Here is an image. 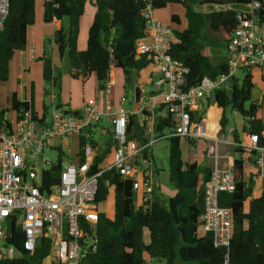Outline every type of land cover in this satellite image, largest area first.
I'll return each mask as SVG.
<instances>
[{
    "label": "trees",
    "instance_id": "obj_1",
    "mask_svg": "<svg viewBox=\"0 0 264 264\" xmlns=\"http://www.w3.org/2000/svg\"><path fill=\"white\" fill-rule=\"evenodd\" d=\"M236 1L242 4L251 2ZM86 2L87 0H43L42 3V23L50 24L64 18L68 21L66 28L60 27L52 37L44 41L43 55L39 58L42 60V79L51 88L57 89L58 100L61 75L53 72L52 59L46 50L47 43L56 47L59 58L67 55L68 75L73 80L85 82L94 75L97 87L101 89L109 80L111 68H114L122 74L123 93L134 90L138 85L152 83L156 71L152 67L153 57L136 53L138 42L146 40V24L141 12L147 4L153 11L164 9L170 4L184 7V27L181 30L172 29L170 54L188 69L185 75L186 88L195 86L203 77L215 79L226 70L225 61L214 65L204 54L202 32L205 27L212 32L221 31L227 43L237 23L238 11L215 8L216 3L213 2L208 4L210 11L203 13L195 9L197 4H205L203 0H94L95 14L88 28L86 48L78 51L76 44L79 21ZM258 18L264 26V6L258 12ZM170 22L181 25V19L177 15H172ZM34 24L35 0H10L9 14L0 31V83L8 80L9 62L15 52L25 49L27 28ZM243 71L245 74L242 79L233 77L229 81V90L214 92L205 109L190 113L191 124L194 129L198 128L205 118L206 109L210 107V103H214L218 107L215 108L216 116L218 111L219 114L221 112L220 118L219 115L217 117L220 134L227 135L226 129L232 127L224 114L226 109H230L245 119L247 125L242 130L244 139L250 134L256 135L259 145L263 146L264 123L256 117L260 107L251 100L254 73L259 75L264 85V69ZM142 72L145 75L140 80ZM44 94H47V90ZM9 103L10 109L15 112L30 106L34 113L33 89L31 88L29 105L18 101L14 93ZM43 110L46 111L45 105ZM5 122L2 113L0 124ZM131 124L136 125L134 119H131ZM203 125L204 121L199 127ZM171 126L169 118L159 116L156 118L154 132L163 134ZM230 137L234 141L241 138L238 132ZM181 139L168 138V180L174 193L167 198H160L154 189L150 202H144V195L140 191L134 192L131 182L121 180L113 170L98 177L95 204L98 208V204L106 201L109 191H113V214L107 215L98 210L97 223L93 229L86 228V232H93L95 236V250L88 251L81 264H146V256L150 260L165 261L166 264H264V192L251 198L254 174L250 173L245 178L246 166L255 164L256 151L234 149L232 168L235 191L218 196L219 206L231 210V239L226 248H215L211 234H204L200 230L203 187L210 178L211 167L206 159L199 163L184 162L180 149ZM185 140L194 148L193 140ZM197 147L196 145V150L199 148ZM109 148L110 143L96 158L95 164L100 163L110 152ZM262 157L264 158V153ZM58 170L59 163L43 172L44 187L57 183ZM95 171L94 166L93 172ZM145 229L148 231V244L143 241ZM11 242L20 249L13 239ZM48 251L49 242L40 240L32 255L23 252L21 257L5 264H43Z\"/></svg>",
    "mask_w": 264,
    "mask_h": 264
},
{
    "label": "built area",
    "instance_id": "obj_2",
    "mask_svg": "<svg viewBox=\"0 0 264 264\" xmlns=\"http://www.w3.org/2000/svg\"><path fill=\"white\" fill-rule=\"evenodd\" d=\"M246 5L249 12H238L237 23L226 44V70L215 79L203 77L195 86L185 87L188 69L170 54L173 31L153 17V10L147 4L141 12L146 40L138 42L136 53L153 57L152 67L158 76L149 84L148 93L142 85L137 86L139 97L136 100L133 92L132 110L124 108L123 93L112 101V85L108 80L99 89L103 100L88 98L77 109L66 111L52 104L49 117L33 113L30 106L22 107L15 112L14 122L4 119L6 122L0 124V264L21 257L23 252L32 255L40 240L49 242L48 257L52 264H81L88 251L95 250V236L86 232V228L93 229L98 221L95 197L102 173L115 171L121 180L131 182L132 190L140 191L143 201L149 203L154 191L153 145L170 137L211 139L198 135V128L192 127L190 113L204 109L214 92L229 90V81L238 71L264 69V26L258 18L264 0H251ZM9 8L10 0H0V31ZM219 8L230 9L223 5ZM21 102L29 105V100ZM159 116L172 122L167 135L154 132ZM131 119L136 125L131 124ZM102 120L111 126L106 128L110 134V152L95 164L104 151L94 141V130ZM235 132L236 128L228 127V136L215 140V147L210 146L207 151L212 167L203 187L200 230L211 234L215 248L229 246L232 232L231 210L219 206L218 196L233 193L236 185L232 164L220 165L225 156L220 155L219 145L256 151L255 166L259 176L264 177V145H259L256 135L244 139L243 132L240 140L234 141L230 136ZM72 135L79 144L82 142L77 163L62 165L60 160L57 183L44 187L42 174L53 167L45 151L59 147L61 157V144L70 143ZM56 140L59 146L53 144ZM43 164L49 167L37 168Z\"/></svg>",
    "mask_w": 264,
    "mask_h": 264
},
{
    "label": "rangeland",
    "instance_id": "obj_3",
    "mask_svg": "<svg viewBox=\"0 0 264 264\" xmlns=\"http://www.w3.org/2000/svg\"><path fill=\"white\" fill-rule=\"evenodd\" d=\"M208 3H205L204 5L197 4L195 9L198 11H201L203 13H208L210 10L209 1ZM43 0H35V10H36V16L39 17L40 13L42 14V4ZM224 6L223 3L221 5H218L216 3V7ZM86 11L83 16L82 22L80 24L81 30H84L85 32V45L82 50L83 51L86 48L87 43V32L88 29L86 28L85 22L87 20V17L89 15V11H93L94 9V0H87L86 2ZM228 6V5H227ZM157 11H162L158 13H162V15L166 16L164 18H158L161 24H164L171 29H183L184 25V7L181 5L176 4H170L164 9L154 10V13L157 17H160L162 15H158ZM239 12V11H238ZM171 14L179 16L181 19V25H174L170 22ZM64 23L67 27L68 21L66 18H64ZM49 38H46L47 40ZM225 36L224 34L219 32H212L207 27L203 29L202 32V42L205 46L204 54L208 56L210 61L216 65L226 60L227 53H226V42H225ZM44 40V41H45ZM54 46L52 44H46V50L48 54L51 56V58L54 60L53 65V72L55 75L58 73L61 75L60 80V90L59 91V98L61 96H66L71 100L73 104L77 105L80 103L82 104L83 100H86L91 97H100L99 89L97 88L96 79L94 75H91L85 82H82L81 80H73L71 79L67 72H68V57L65 54L62 58H59L58 53L56 50L54 51ZM40 61V59H38ZM244 71H238L236 77L238 79H242L244 76ZM145 75V72H142L140 80H143ZM111 85H112V101L120 96L123 93L122 85V74L119 70L114 69L111 75ZM26 82H32L33 86V97H34V103L36 105V109L38 110L37 113L40 115L45 114L46 117L50 116V113L52 111L53 105L61 104L60 101L57 99V89L51 88L50 85L44 83L41 75L40 79H37V77H34L31 80H26ZM254 89L252 92V100L251 102L253 104L257 103L260 108L257 111L256 117L261 119L264 123V85L262 84L259 75L254 73ZM18 80L11 76H9L8 80L6 82L0 83V115L3 113L4 119L8 122H14L15 120V111L10 109V98L13 92L15 90L17 91L18 87ZM31 86V85H30ZM144 90L148 93L150 92V86L149 85H142ZM137 87V86H136ZM45 90H47V94H44ZM98 92V93H97ZM134 90H128L124 92L126 96V104L124 105V108L127 110L133 109L132 104V97H133ZM95 94V96H94ZM52 97L54 99L52 100ZM102 98V97H100ZM103 100V98H102ZM51 101H53V105L51 104ZM63 104V102H62ZM72 104V105H73ZM210 107H208L205 111V120L204 125L200 127L203 130V134H206V131L208 134L213 135L215 133V136L211 139H203L199 138L198 140H195L194 143L199 147L198 149H195V144L193 147H190L185 139H181L180 141V149L182 153V160L187 163H199L202 161V159H206L207 162H211V160L207 157V151L209 147H215V140H221L226 135L225 133L220 134V126L217 123V117L219 115V118L221 116V112L216 116V110L218 107L214 103H210ZM45 105L46 111L43 110V106ZM79 105V106H80ZM249 104H247L248 106ZM246 106V107H247ZM63 107V106H62ZM206 108V107H205ZM204 108V109H205ZM228 124L234 128L237 129V132L240 134L243 130V127L246 126L245 119L237 112H232L230 109H226L224 112ZM201 121V122H202ZM201 122L199 126L201 125ZM215 124L219 126V130L214 132L212 129H218V127H215ZM198 126V128H199ZM110 129L111 126L106 120H102L98 126L94 130V141L98 144V147L100 149H105L107 144L110 141V134L106 130ZM105 129V130H104ZM104 130V131H103ZM211 130V131H210ZM164 134H168V130H164ZM226 137V136H225ZM70 143H62L61 146L63 148V155L59 157V147H55L53 149H48L45 151V155L47 156L49 163L51 166H55L59 163L61 160L62 165H66L68 163H77L78 161V152L80 149L79 140L72 135L70 138ZM54 145L59 146L60 144L58 141L53 142ZM168 139H160L158 140L152 147L153 152V159H154V174L152 176L153 180V186L154 189H156L155 194L158 195L160 198H167L171 196L174 193V189L171 187V184L168 180ZM236 150V149H235ZM234 148L229 146H223L219 145V153L220 155L225 156V158H222L220 160V165L228 164L230 161L231 164V158L235 155L233 154L235 152ZM226 151H230L231 154L228 156L224 155ZM205 157V158H204ZM212 163V162H211ZM44 165V166H43ZM42 166H37L38 169L49 167L46 164H43ZM212 167V164H211ZM247 167V166H246ZM254 167L255 164H254ZM256 188H254L255 192ZM262 191H259L258 195H260ZM257 195V196H258ZM253 196V195H252ZM252 198V197H251ZM137 202L138 199H137ZM98 210L104 211L107 215L113 214V191H109L107 199L105 202L98 204ZM143 241L145 244H148L149 242V236L148 231L145 229L143 231ZM146 264H166L165 261H156V260H150L147 256L145 257ZM43 264H52L49 257H47Z\"/></svg>",
    "mask_w": 264,
    "mask_h": 264
},
{
    "label": "crops",
    "instance_id": "obj_4",
    "mask_svg": "<svg viewBox=\"0 0 264 264\" xmlns=\"http://www.w3.org/2000/svg\"><path fill=\"white\" fill-rule=\"evenodd\" d=\"M85 7H84L83 13H85V11H86ZM158 12H162V11H157L158 15H162V13H158ZM94 14H95V6H94L93 11L92 10L89 11V15H88L87 20L85 22L87 29L89 28V26L92 23ZM172 15L173 14H171V16ZM83 16H84V14H83ZM83 16H81L80 21H79V32H78L77 44H76V47L78 48V50L79 49L82 50L84 45H85V32H84V30H81V27H80ZM153 17L159 21L158 18H164L166 16L162 15L160 17H157L153 11ZM60 27L66 28V25L64 23V19L61 21H54L50 24H44V23H42V14L40 13L39 17L37 18L36 10H35V24L33 26L28 27L27 32H26V47L24 50L15 52V54L13 55V58L9 62L8 78L12 74L13 77H15L19 83L18 87H17V91L15 90V92H13L16 95V98L18 101L21 102V101L30 99L31 88L33 89V86H32V82H26L25 79L31 80L34 77H37V79H40V75L42 77V60L39 61L38 59L43 55L44 40L46 38L52 37L53 33L56 30H58ZM53 48L55 51L56 47L54 46ZM56 52H57V50H56ZM53 63H54V60L52 59V64ZM113 70H114V68H111L109 80L111 78ZM67 74H68V72H67ZM153 76L154 77L158 76V73L155 71ZM94 96H95V94H94ZM91 98H93V97H91ZM53 99H54V97H52V100ZM115 100H117V98ZM59 101L61 103V104H59L60 105L59 108L65 110V111L71 110V109H77L80 105V103L78 105H77V103L73 104L71 102V100H69L68 97L63 96V95L61 96V98H59ZM62 102H63V104H62ZM51 104H53V101H51ZM33 106H34V111L37 113L38 110L36 109V105L34 103V97H33ZM55 106L57 107V105H55ZM37 114H39V113H37ZM203 120H205V118ZM215 127H218V129H212V130H214V132L219 130V126H217L215 124ZM206 133H207V131H206ZM213 136H215V133L213 134ZM240 136H242L241 133H240ZM263 136H264V133H263ZM231 151H232V148H231ZM225 154L229 155V154H231V152L226 151ZM233 157L231 158V164L233 163ZM207 164L209 167H211L212 163L209 161V162H207ZM229 164H230V161H229ZM250 173L254 174L252 198H255V197H257L259 191L264 192V177L259 176V171L256 167H254L253 164L247 165V167L245 169V178H247ZM254 188H256L255 192H254Z\"/></svg>",
    "mask_w": 264,
    "mask_h": 264
},
{
    "label": "water",
    "instance_id": "obj_5",
    "mask_svg": "<svg viewBox=\"0 0 264 264\" xmlns=\"http://www.w3.org/2000/svg\"><path fill=\"white\" fill-rule=\"evenodd\" d=\"M204 3H208L207 0H203ZM209 3H223L224 6H229L231 10L239 11V12H249V7L246 4L237 3L235 0H208ZM135 99L137 100L139 97V89L137 87L134 88Z\"/></svg>",
    "mask_w": 264,
    "mask_h": 264
},
{
    "label": "bare ground",
    "instance_id": "obj_6",
    "mask_svg": "<svg viewBox=\"0 0 264 264\" xmlns=\"http://www.w3.org/2000/svg\"><path fill=\"white\" fill-rule=\"evenodd\" d=\"M197 133H198V135L203 136V137H208V138H213L214 137L213 135L208 134V133L203 134V130L200 127L198 128Z\"/></svg>",
    "mask_w": 264,
    "mask_h": 264
}]
</instances>
